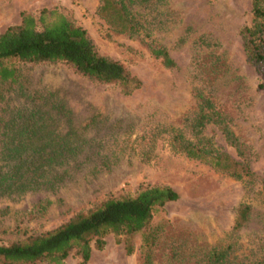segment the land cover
Masks as SVG:
<instances>
[{
  "label": "rangeland",
  "instance_id": "obj_1",
  "mask_svg": "<svg viewBox=\"0 0 264 264\" xmlns=\"http://www.w3.org/2000/svg\"><path fill=\"white\" fill-rule=\"evenodd\" d=\"M51 6L83 27L98 53L124 63L141 83L123 95L114 85L88 80L63 63L11 61L17 80L0 82V117L25 104L28 94L52 93L71 110L77 125L93 119L84 128L92 140H71L80 148L58 169L63 175L54 187L0 194V244L51 230L107 197L163 184L177 198L154 211L146 230L153 237V264H200L211 246L228 247L237 256L232 264L260 258L264 90L259 84L264 83V73L247 60L240 33L250 23V0H148L142 6L148 36L112 31L97 14L98 0H0V31L18 24L21 12ZM150 46L163 47L175 65L164 67ZM197 87L204 88V96L224 118L238 147L211 121L205 122L200 134L213 147L246 161L251 179H234L171 149L169 132L163 128H179L185 138L193 139L195 117L200 111L211 113L199 108ZM241 203L251 206L252 216L231 233ZM131 241L133 252L126 254L123 237L116 241L109 234L102 248L92 246L84 264H141L140 235ZM64 262L79 264L80 258L72 251Z\"/></svg>",
  "mask_w": 264,
  "mask_h": 264
},
{
  "label": "trees",
  "instance_id": "obj_2",
  "mask_svg": "<svg viewBox=\"0 0 264 264\" xmlns=\"http://www.w3.org/2000/svg\"><path fill=\"white\" fill-rule=\"evenodd\" d=\"M147 2L98 0L97 14L114 32L148 36V21L142 8ZM250 14V23L240 29L242 45L247 60L258 72L264 73V0H250ZM150 47L164 67L175 65L163 47ZM13 60L63 63L88 80L114 85L123 95L130 94L141 83L124 63L98 53L85 29L75 25L57 6L41 7L34 13L21 12L18 24L0 31V82L17 80ZM259 87L264 90V83ZM203 92L202 87L195 89L199 108L209 109L211 113L200 111L195 117L191 124L193 139L185 138L179 128H163L169 132L171 149L201 160L234 179H251L253 173L246 161L213 147L209 139L200 134L205 122L211 121L219 126L230 144L238 147L233 132ZM91 121L93 119L77 125L71 110L52 93L28 94L25 104L15 107L6 118L0 117V194H21L57 185L63 175L58 169L67 165L80 148L71 140H92L84 132ZM260 185L259 192L264 195V179ZM176 198L177 193L163 184L145 185L133 195L107 197L51 230L0 244V261L3 264L38 261L65 264V258L73 251L80 258L79 264H84L92 246L102 248L107 235L112 234L116 241L123 237L124 251L131 254V238L138 234L141 264H153L150 254L153 237L146 230L154 211ZM251 211L249 204L238 205L231 233L248 223ZM236 258L228 247L211 246L200 264H232ZM242 264H264V253L257 260L246 259Z\"/></svg>",
  "mask_w": 264,
  "mask_h": 264
}]
</instances>
